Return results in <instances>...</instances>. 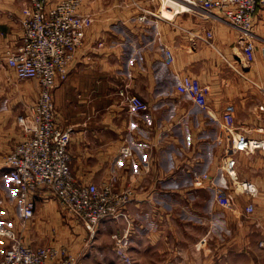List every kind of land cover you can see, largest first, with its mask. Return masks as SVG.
I'll list each match as a JSON object with an SVG mask.
<instances>
[{
  "label": "crops",
  "instance_id": "obj_1",
  "mask_svg": "<svg viewBox=\"0 0 264 264\" xmlns=\"http://www.w3.org/2000/svg\"><path fill=\"white\" fill-rule=\"evenodd\" d=\"M189 6L175 0H81L79 10L93 14L94 20L66 80L53 91L56 120L73 130L68 150L77 180L100 184L114 173L117 188L133 189L125 210L129 222L127 226L123 218L106 219L90 236L75 216L54 211L57 201L42 190L37 196L43 200L40 214L60 230L40 228L38 215L24 232L27 243L65 246L76 264H84L93 253L99 263L108 264V252L119 257L111 236L126 233L130 264H156V256L158 264L177 259L184 264H264V247L258 245L264 238V151L235 154L236 172L255 184L256 197L230 195L231 207H221L213 199L211 183L214 179L229 188L220 169L222 154L231 144V134L220 125L227 105L234 108L237 132L264 139V9L254 16V59L246 62L236 28L215 18L218 23L201 24L197 13L186 10ZM29 9L28 0H0L1 54L21 43L20 21ZM208 29L212 36L207 38ZM164 46L171 50L170 63L164 60ZM183 75L207 87L205 108L175 90ZM125 84L147 102V111L127 112L117 94ZM38 92L36 80H21L12 68L0 64V185L10 181L2 157L30 133L17 118L30 114ZM125 145L131 154L121 153ZM200 173L208 179L195 180ZM156 193L166 195L165 204L153 200ZM206 195L210 201L200 200ZM248 200L254 211L245 216ZM1 206L9 204L2 201ZM10 214L1 208L0 220L11 221ZM69 225L80 228L78 237L70 238L73 244L59 242L73 237ZM83 230L86 233H80ZM43 233L51 238L45 240Z\"/></svg>",
  "mask_w": 264,
  "mask_h": 264
},
{
  "label": "built area",
  "instance_id": "obj_2",
  "mask_svg": "<svg viewBox=\"0 0 264 264\" xmlns=\"http://www.w3.org/2000/svg\"><path fill=\"white\" fill-rule=\"evenodd\" d=\"M30 9L22 17L21 43L15 48L7 47L0 53V64L12 68L21 80L34 79L38 82V96L28 116H18L24 130L30 132L23 141L16 143L3 157L2 167L8 172L15 185L20 203L19 217L22 223L32 219L36 200L43 190L57 200L60 208L76 217L93 236L96 227L105 218H123L128 226L126 206L133 200L130 187H116L117 176L111 173L107 181L100 184L77 180L70 168L68 150L72 128L61 127L56 120L53 91L66 80L69 65L76 50L84 43L85 30L92 24L94 16L82 13L81 0H28ZM188 3V11L221 20L240 32L238 43L246 62L254 59L253 20L259 9H264V0H182ZM143 18V17H142ZM210 29L205 37H211ZM202 38V36H201ZM164 60H173L171 50L162 48ZM128 84L118 89L117 94L130 115H139L148 110L146 101L130 93ZM175 90L188 98L198 108L207 104V87L190 75L177 78ZM264 91V88H262ZM234 108L227 105L222 114L221 127L231 134V144L221 158L220 169L227 175L229 188L220 181L211 179L213 199L221 207H231L227 189L233 197L253 198L258 195L257 187L242 179L236 172L237 152L252 154L264 151V139L249 137L237 132L234 127ZM121 153L131 154L129 145L122 146ZM195 180L208 179L206 173L197 174ZM218 183H220L218 185ZM165 194H155L159 202L165 201ZM254 211V203L248 200L244 215ZM0 237L10 240L0 256V264H75L76 258L65 246L32 245L23 243L5 222L0 220ZM119 252L126 233L111 236ZM264 247V238L258 243Z\"/></svg>",
  "mask_w": 264,
  "mask_h": 264
},
{
  "label": "rangeland",
  "instance_id": "obj_3",
  "mask_svg": "<svg viewBox=\"0 0 264 264\" xmlns=\"http://www.w3.org/2000/svg\"><path fill=\"white\" fill-rule=\"evenodd\" d=\"M199 18H200V23L202 24V23H204L203 21L204 20H207V21H211V22H216V23H218L217 21H214L213 19H212V17H206V16H204V15H202V14H199ZM254 42H255V39L253 38L252 39ZM28 82H34L35 80L34 79H26ZM2 159H3V157H2ZM3 161V160H2ZM3 180H5V179H3ZM2 184L0 185V191L2 190L3 192H2V195H0V209L1 208H5L6 209V214H8V213H11L10 215H12V220L10 221V220H5V223H6V226L7 227H9V228H11V230H13L14 231V233H15V235H16V237H18L23 243H27V241H25V237H28L24 232H26L27 230H28V228H29V226H31V222L33 221V220H35V217L36 216H38V215H40V216H42L41 217V220H40V222H42V223H40V222H38V223H40V228H42V227H44L45 226V228L47 227V225H49V227L51 228L52 227V229L53 230H55V231H57V230H60V227H59V225H54V224H56L55 223V221H53V220H48L47 218H46V216H44L43 215V213L42 214H40L41 212H40V203L41 202H43V200L42 201H39L38 199L36 200V208H35V213H34V216H33V218L32 219H29V220H27L25 223H22L21 222V220H20V217H19V211H20V203H19V200H18V197H17V192H16V189H15V187H13L11 184H13L12 182H10V181H8L7 183H4V182H1ZM8 184V185H7ZM227 192H228V194H229V196H228V199L230 200V201H232L234 198H232V197H230V192L228 191V189H227ZM3 196V197H2ZM207 197H202V198H200V200H204V201H210L211 200V197H210V195H206ZM188 198H189V200H192V195L191 194H188ZM159 198L158 197H156V199H154V200H156V202H158V203H160L159 202V200H158ZM50 201V199H47L46 201ZM53 200H55V201H57L56 199H53ZM184 200H187V199H184ZM2 201H5L6 202V204H9V206L8 207H3V206H1V204H2ZM58 203V202H57ZM164 204L166 203V201H164L163 202ZM59 209H61L60 208V206L58 207V205L56 206V208L54 209V211H58ZM62 210V209H61ZM62 214V213H61ZM145 216V215H144ZM37 218V217H36ZM44 219V220H43ZM106 219H111V218H105V219H103V220H101L100 221V223L102 222V221H104V220H106ZM36 221V220H35ZM126 222V221H125ZM100 223L97 225V228L99 227V225H100ZM10 224V225H9ZM126 224V223H125ZM125 224H124V227H125ZM63 227H65V228H67L66 226H63ZM44 228V229H45ZM49 228V229H50ZM68 228H69V230H68V232H70V234H71V236L73 235V237H69V236H66V238L64 237V239H61L59 242H61V243H64V244H73L74 243V239L73 240H71L72 238H75V237H78V233H79V230H80V228H79V230L78 229H73V226L72 225H69L68 226ZM86 230V229H85ZM28 232H29V230H28ZM27 232V233H28ZM67 232V233H68ZM86 232H88L87 230H86ZM86 232H84V230L83 231H81L80 233H86ZM58 233V232H57ZM89 233V232H88ZM87 233V234H88ZM55 233L52 231V233H51V235H54ZM51 235H47L46 233H43V235H42V237H44V239L45 240H47V239H50L51 237ZM90 235V234H89ZM88 236V235H87ZM71 238V239H70ZM115 241V239L113 240L112 238H111V242H112V246H114V247H116V242H114ZM38 242H39V240H38ZM46 242V241H45ZM9 243H10V240L9 239H7V238H1L0 237V256H1V253L4 251V249L9 245ZM41 243V242H40ZM48 243V242H47ZM46 243V244H47ZM91 243H93V242H91ZM122 247H123V250H121L120 252H119V250H118V252H119V257L125 262V263H123V261L122 260H119V257L117 258V257H113L112 256V253H109L108 252V255L107 256H105L104 257V260H106L107 262H109L108 264H130L131 262H132V258H128L127 257V254H128V242H125V239L122 241ZM29 244H31V243H29ZM43 244V243H42ZM41 245V244H40ZM47 245H49V244H47ZM155 247H159L158 245H156ZM115 249H118V248H115ZM115 251V250H114ZM95 253H93L92 255H91V257H87V262L85 261V263L84 264H101V263H99L98 262V260H95L94 258H95V255H94ZM118 256V255H117ZM97 258V257H96ZM112 258V259H111ZM116 260H115V259ZM158 257L156 256V257H153L152 258V260L156 263V264H158ZM111 260V261H110ZM116 261V263H114ZM179 261V262H178ZM185 261V260H184ZM184 261L183 260H180V259H177V261L176 262H178V263H176L175 261H173V262H171V264H184ZM77 263V262H76ZM75 263V264H76ZM248 263H250V261H249V258H248ZM233 264V263H232Z\"/></svg>",
  "mask_w": 264,
  "mask_h": 264
},
{
  "label": "bare ground",
  "instance_id": "obj_4",
  "mask_svg": "<svg viewBox=\"0 0 264 264\" xmlns=\"http://www.w3.org/2000/svg\"><path fill=\"white\" fill-rule=\"evenodd\" d=\"M175 2H177V3H180V5H186V4H188V3H186V1H179V0H175Z\"/></svg>",
  "mask_w": 264,
  "mask_h": 264
}]
</instances>
